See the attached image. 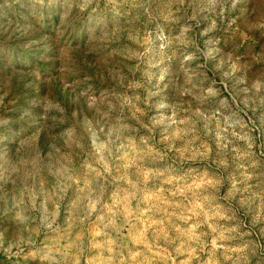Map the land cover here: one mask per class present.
I'll list each match as a JSON object with an SVG mask.
<instances>
[{"label":"clouds","instance_id":"9594fccd","mask_svg":"<svg viewBox=\"0 0 264 264\" xmlns=\"http://www.w3.org/2000/svg\"><path fill=\"white\" fill-rule=\"evenodd\" d=\"M0 264H264V0H0Z\"/></svg>","mask_w":264,"mask_h":264},{"label":"rangeland","instance_id":"374dc122","mask_svg":"<svg viewBox=\"0 0 264 264\" xmlns=\"http://www.w3.org/2000/svg\"><path fill=\"white\" fill-rule=\"evenodd\" d=\"M38 60L42 59L41 57H37ZM26 63V62H25ZM47 65H43L42 64V67H46Z\"/></svg>","mask_w":264,"mask_h":264}]
</instances>
